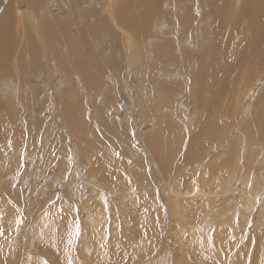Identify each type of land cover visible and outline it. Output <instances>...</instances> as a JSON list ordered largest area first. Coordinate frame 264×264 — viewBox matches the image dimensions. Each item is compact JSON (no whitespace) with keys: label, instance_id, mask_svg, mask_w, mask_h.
Instances as JSON below:
<instances>
[{"label":"rangeland","instance_id":"obj_1","mask_svg":"<svg viewBox=\"0 0 264 264\" xmlns=\"http://www.w3.org/2000/svg\"><path fill=\"white\" fill-rule=\"evenodd\" d=\"M77 1L39 0L33 9L0 0V16L15 2L18 21L12 46L0 35V264H264V135H255L264 131V58L228 67L219 85L220 52L237 33L216 23L217 0L182 2L183 10L158 1L136 34L117 22L113 0H88L84 9L98 8L99 18L81 11L78 22ZM224 1L232 13L241 3ZM53 21L62 28L54 32ZM102 22L119 33L115 54L108 35L77 32L90 25L98 33ZM159 141L174 161L151 151Z\"/></svg>","mask_w":264,"mask_h":264},{"label":"bare ground","instance_id":"obj_2","mask_svg":"<svg viewBox=\"0 0 264 264\" xmlns=\"http://www.w3.org/2000/svg\"><path fill=\"white\" fill-rule=\"evenodd\" d=\"M16 2H17V4L19 3V0H15ZM87 1L88 0H78L75 4H72L76 9H77V12L75 13V15H77V22L78 21H80V17H82V14H81V11H83V12H85V13H87L88 15H90V16H98V18H99V11L100 10H98V8H97V10L96 9H84L85 8V6H86V3H87ZM94 1V0H93ZM102 1V0H101ZM107 1V0H106ZM158 1H162V0H113V2H115L116 4H115V11L116 12H114V14L116 15V16H119V18L117 19V22L118 23H121V25H123V28H125V29H127L129 32H134L135 34H136V32H138V27H139V24L141 23V21H144V20H150V19H152L154 16H156V14H155V7L157 6V5H155ZM165 1H168V2H166L168 5H170V4H174L175 6H176V4H179V6L178 7H180V8H182V6H183V4L184 3H182V2H185V3H187V2H192V0H165ZM204 1H209V0H198V5H199V3H202V2H204ZM211 1H213V0H211ZM236 1V0H235ZM249 1H250V3H249ZM26 4L30 7V8H33V9H35L34 7H36L37 5H39V0H26ZM109 2H111V1H109ZM171 2V3H170ZM196 2V1H195ZM233 2V1H232ZM238 2V1H237ZM241 3L239 4L240 5V7L238 8V10H236V8H235V11H234V13H232V11H231V8L232 7H226V2L224 1V0H217V3H219V5L221 6L220 7V9H219V11H218V14L216 15V23H218L219 24V27H223L222 26V24L224 25V26H229V27H231V29L233 30V32H230V33H232V34H234V32H236L237 34V36H233V35H231V34H229L228 35V39H232V43H227V48H225V50L226 51H228V54H226L227 52H225V51H222V52H220L221 53V55H223V57H220L219 59H220V61H222L223 63H222V65H220L219 67V71H218V75L220 76V80H219V85H220V83L222 84V82L224 81V80H226V77H225V72H226V69L228 68V67H230V66H232L235 70H237V69H239V67H243V65L247 62V60H249V59H254L255 61H256V63H259V61L262 59V58H264V0H241L240 1ZM52 3H53V1H52ZM51 3V4H52ZM69 3V2H68ZM103 3V2H102ZM163 3H165L164 1L162 2V4ZM176 3V4H175ZM181 3H182V5H181ZM211 2L209 1V4H210ZM239 3V2H238ZM21 4V3H20ZM42 4V3H41ZM97 4V3H96ZM105 4V3H104ZM103 4V6H106V5H104ZM162 4H161V6H162ZM211 4H213V3H211ZM230 4V3H229ZM24 5V4H23ZM22 5V6H23ZM187 5V4H186ZM185 5V6H186ZM190 5V4H189ZM201 5V4H200ZM203 5V4H202ZM206 5V4H205ZM204 5V6H205ZM238 5V6H239ZM108 6V5H107ZM137 6H144L145 7V9H144V11L142 12V14L141 15H136V14H134V12H135V9H136V7ZM161 6H159V7H161ZM174 6V7H175ZM191 7L193 6V5H190ZM196 6V5H195ZM214 6V5H213ZM212 6V7H213ZM229 6H232V5H229ZM21 7V6H20ZM138 7V8H139ZM184 7V6H183ZM200 7H202V6H200ZM236 7V6H235ZM37 8V7H36ZM69 8V7H68ZM108 8H111L110 6H108ZM113 8V7H112ZM167 8H169V7H167ZM160 9V8H159ZM165 9V8H164ZM184 9H185V7H184ZM187 9H188V7H187ZM203 9V8H202ZM207 9V8H206ZM210 9V8H209ZM38 10V9H37ZM108 10V9H107ZM166 10H168V9H166ZM166 10H165V13H166ZM170 10V9H169ZM182 10H183V8H182ZM193 10V9H192ZM192 10H191V13H192ZM29 11H32L31 9L29 10ZM47 11V10H46ZM69 11V10H68ZM106 11V10H105ZM158 11V10H157ZM164 11V10H163ZM176 11H179V10H177L176 9ZM181 11V10H180ZM185 11V10H184ZM188 11V10H187ZM159 13H160V11H158ZM169 12V11H168ZM173 12V11H172ZM204 12V11H203ZM203 12H201V13H203ZM122 13H127L128 15H129V18H130V21L129 22H126L127 20H123L122 18H121V15H122ZM157 13V12H156ZM185 13H188V12H185ZM190 13V14H191ZM204 13H208V12H204ZM73 14V13H72ZM110 14H111V12H110ZM162 14H163V12H162ZM175 14H177V12L175 13ZM189 14V15H190ZM193 14H195V13H193ZM214 14V13H213ZM16 15H17V5H16V3L15 2H13V4L11 5V4H8V6L5 8V10H4V13L0 16V35L4 38V41L5 40H7L6 41V43H7V46H8V48L10 47V46H12L11 45V43L13 44V42H12V39L14 38V36H15V32H16V30H15V25H16V23L18 24V21H17V17H16ZM124 15V14H123ZM164 15V14H163ZM167 14H165V16H166ZM173 15H174V13H173ZM182 15V14H181ZM192 15V14H191ZM208 15H209V13H208ZM73 16V15H72ZM108 16H109V14H108ZM197 16V15H196ZM66 17V16H65ZM69 17V16H68ZM76 17V16H75ZM107 17V16H106ZM160 16H158V18H159ZM177 18L178 17H180V16H176ZM201 17H203L202 15H201ZM208 17H210V16H208ZM19 18V17H18ZM72 18H74V17H72ZM97 18V19H98ZM115 18V17H114ZM158 18H156L157 19V22H158ZM164 18V17H163ZM162 18V19H163ZM166 18V17H165ZM164 18V19H165ZM192 18H193V15H192ZM214 18V17H213ZM212 18V19H213ZM57 19V18H56ZM160 19V18H159ZM173 19H174V16H173ZM179 19H181V18H179ZM184 19H186V21L188 20L189 22L191 21L190 20V18L189 17H186V18H184ZM215 19V18H214ZM116 20V19H115ZM169 20H170V18H169ZM196 20H197V18H196ZM203 20V19H202ZM205 20V19H204ZM73 21V19L71 20V22ZM113 21H114V19H113ZM113 21H112V23H113ZM162 21L163 20H160L159 22H161L162 23ZM198 21V20H197ZM21 22V21H20ZM65 22V21H64ZM66 22H68V21H66ZM111 22V21H110ZM152 22H153V20H152ZM151 22V25L153 24ZM167 22H168V20H167ZM193 22V21H192ZM191 22V23H192ZM200 22V21H199ZM214 22V21H213ZM50 23V22H49ZM53 23H54V25L55 26H51V28H52V30L55 32V30L57 29V30H60L59 28H62V26L61 25H58V23H57V21H53ZM104 23H106L107 24V22H102L101 23V28H100V30H99V32L98 33H96L95 32V28H93V27H90V25H89V27H84L83 28V30H79V29H77V32L80 34V35H83L84 37H87L88 38V34H91V35H93L92 37H93V39L94 38H99V37H101V35L102 34H105V36H109V40H110V42L113 44V45H111V46H114V48H113V53L115 54L117 51H118V45H117V42L119 41V40H117L116 41V34L118 33H116V32H114L115 34H112L111 33V30L110 29H107L106 27H104L103 25H104ZM147 23V22H146ZM177 23V22H176ZM176 23H175V25H176ZM179 23H180V21H179ZM212 22H210V24H211ZM44 24V23H43ZM72 24V23H71ZM117 24V23H116ZM181 24V23H180ZM190 24V23H189ZM215 24V23H214ZM217 24V25H218ZM87 25V24H86ZM201 25V24H200ZM205 25H208L207 23L205 24ZM212 25V24H211ZM70 26V25H69ZM92 26V25H91ZM110 26H112V25H110ZM165 26H166V24H165ZM172 26H174V25H172ZM177 26V25H176ZM180 26V25H179ZM210 26V25H209ZM73 27V26H72ZM118 27H120V29H123L121 26H118ZM141 27V26H140ZM146 27V26H145ZM199 27V26H198ZM204 27V26H203ZM218 27V26H217ZM114 28H116V27H114L113 26V29ZM165 28V27H164ZM179 28H181V26L179 27ZM213 28V27H212ZM215 28V27H214ZM226 28V27H225ZM148 29H150V28H148ZM169 28H167V30H168ZM176 29V28H175ZM175 29H172L173 31L175 30ZM204 29V28H203ZM47 30V29H46ZM170 30V29H169ZM168 30V31H169ZM178 30V29H177ZM183 30V29H182ZM197 30H199V29H197ZM219 30V29H218ZM222 30V29H221ZM23 31V30H22ZM116 31V30H115ZM119 31V30H118ZM122 32L124 31V30H121ZM150 31V30H149ZM164 31V30H163ZM189 31H190V29H189ZM206 31H208V30H206ZM227 31V30H226ZM21 32V31H20ZM132 32V33H133ZM162 32V31H161ZM223 32V31H222ZM225 32V31H224ZM124 33V32H123ZM133 33V34H134ZM148 33V32H147ZM151 33V32H150ZM173 33V32H172ZM191 33V32H190ZM192 33H194V32H192ZM226 33H228V32H226ZM20 34V33H19ZM18 34V35H19ZM119 34V33H118ZM156 33L154 32V34L153 35H155ZM171 34V33H170ZM174 34H176V32H174ZM148 35V34H147ZM160 35H162V34H160ZM192 35V34H191ZM225 35V34H224ZM120 36V35H119ZM126 36V35H125ZM141 36V35H140ZM171 36V38H173L172 37V35H170ZM169 36V37H170ZM176 36V35H175ZM174 36V37H175ZM188 36V35H187ZM238 36H240V41H239V43L237 44L236 43V45H235V42L234 41H236V40H233V39H236V38H238ZM81 37V36H80ZM83 37V38H84ZM118 37V36H117ZM150 37V36H149ZM161 38L163 37V36H160ZM165 37V36H164ZM167 37V36H166ZM218 37V36H217ZM19 38V37H18ZM82 38V37H81ZM128 39H125L124 41H125V47H128V48H130L131 46H133V45H131V37H127ZM147 38V37H146ZM156 38V37H155ZM208 38H209V36H208ZM225 38V37H224ZM100 39V38H99ZM98 39V40H99ZM101 39H102V37H101ZM106 39V38H105ZM119 39V38H118ZM148 39H150V38H148ZM147 39V40H148ZM157 39V38H156ZM175 39V38H174ZM193 39V38H192ZM195 39V38H194ZM202 39V38H201ZM204 39V38H203ZM220 39V38H219ZM226 39V38H225ZM123 40V39H122ZM121 40V41H122ZM138 40V39H137ZM199 40V39H198ZM102 41V40H101ZM150 41H151V39H150ZM195 41V40H194ZM209 41H211V38L209 39ZM222 41V40H221ZM238 41V40H237ZM249 41H251V42H249ZM16 42V41H15ZM81 42V41H80ZM97 42V41H96ZM109 42V43H110ZM205 42H207L208 43V41H207V39L205 40ZM204 42V43H205ZM122 43V42H121ZM173 43V42H172ZM199 43H201V42H199ZM217 43H219V42H217ZM19 44V43H18ZM21 44H22V42H21ZM76 44V43H75ZM102 44V43H101ZM137 44V43H136ZM212 44V43H211ZM221 44H223V43H221ZM74 45V44H73ZM103 45V44H102ZM192 45V44H191ZM201 45V44H200ZM220 45V44H219ZM18 46V45H17ZM28 46V45H27ZM82 46H83V44H82ZM88 46H89V44H88ZM203 46V45H202ZM209 46V45H208ZM104 47V46H103ZM124 47V46H123ZM135 47V46H134ZM154 47V46H153ZM156 47V46H155ZM154 47V48H155ZM211 47L213 48V44L211 45ZM210 47V48H211ZM218 47V46H217ZM221 47V46H220ZM225 47V46H224ZM7 48V47H6ZM26 48V47H25ZM193 48V47H192ZM197 48V47H196ZM202 48V47H201ZM207 48V47H206ZM121 49V48H120ZM122 49H124V48H122ZM160 49V48H159ZM158 49V50H159ZM181 50H182V48H180ZM179 49V50H180ZM28 50V49H27ZM111 50V49H110ZM145 50V49H144ZM177 50V49H176ZM212 50V49H211ZM1 51H2V49H1ZM13 51V50H12ZM18 51V50H17ZM156 51V50H155ZM160 51V50H159ZM163 51V50H162ZM167 51V50H166ZM187 51H189V49L187 50ZM217 51H219V50H217ZM19 52L20 53H23L21 50H19ZM18 52V53H19ZM30 52V51H29ZM74 52H76V51H74ZM107 52V51H106ZM109 52V51H108ZM108 52H107V54H108ZM165 52V51H164ZM163 52V53H164ZM173 52V51H172ZM184 52V51H183ZM192 52V51H191ZM205 52V51H204ZM214 52L216 53V51H215V49H214ZM70 53V52H69ZM103 53V52H102ZM134 53V52H133ZM140 53V52H139ZM196 53V52H195ZM92 54V53H91ZM90 54V55H91ZM128 54V53H127ZM182 54V53H181ZM188 54V53H187ZM29 55V54H28ZM95 55V54H94ZM149 55V54H148ZM169 55H171V54H169ZM168 55V56H169ZM179 55V54H178ZM186 55V54H185ZM195 55H197V54H195ZM215 55V54H214ZM214 55H213V57H214ZM220 55V56H221ZM233 55V56H232ZM1 56H2V58L4 59L3 61H5V54H4V52H2L1 53ZM15 56V55H14ZM23 56V55H22ZM67 56H68V54H67ZM129 56V55H128ZM144 56V55H143ZM188 56V55H187ZM201 56H202V58H203V60L204 61H207V58H209L208 57V53H204V54H201ZM224 56H227V57H224ZM17 58H18V56H16ZM30 57H31V55H30ZM36 57V56H35ZM119 57V56H118ZM136 57V56H135ZM140 57V56H139ZM189 57V56H188ZM199 57V56H198ZM212 57V58H213ZM219 57V56H218ZM16 58V59H17ZM79 58V57H78ZM93 58V57H92ZM119 58H121V56L119 57ZM132 58V57H131ZM144 58H146V57H144ZM148 58V57H147ZM146 58V59H147ZM155 58V57H154ZM199 58H201V57H199ZM118 58L116 57V60H117ZM124 59H126V58H124ZM127 59H129V58H127ZM169 59V58H168ZM186 59V58H185ZM194 59H195V57H194ZM20 60H22L21 58H20ZM78 60V59H77ZM82 60H83V58H82ZM82 60H80V61H82ZM86 60V59H85ZM84 60V61H85ZM90 60V59H89ZM113 61L112 63H109L108 61V63L110 64V66L112 65V67L114 68V69H118V68H121L122 66L121 65H119L118 66V63H117V61ZM132 60V59H131ZM175 60V59H174ZM178 60V59H177ZM184 60V59H183ZM190 60V59H189ZM214 61L216 60V59H213ZM14 61V60H13ZM83 61V62H84ZM87 61V60H86ZM93 61V60H92ZM148 61H150V60H148ZM161 61V60H160ZM191 61V60H190ZM193 61V60H192ZM191 61V62H192ZM94 62V61H93ZM137 62L138 61H136V64H137ZM169 62H171V61H169ZM178 62H181V61H178ZM177 62V63H178ZM184 62V61H183ZM186 62V61H185ZM184 62V63H185ZM208 62V61H207ZM89 63V62H88ZM94 63H96V62H94ZM131 63V62H130ZM135 63V62H134ZM142 63H143V61H142ZM182 63V62H181ZM190 63V62H189ZM196 63V62H195ZM198 63V62H197ZM219 63V62H218ZM20 64V63H19ZM38 64V63H37ZM135 64V65H136ZM178 64H180V63H178ZM183 64V63H182ZM186 64V63H185ZM221 64V63H220ZM249 64V63H248ZM260 64V63H259ZM23 65V64H22ZM34 65V64H33ZM82 65H84V64H82ZM91 65V64H90ZM115 65H117L118 66V68L117 67H115ZM124 65V64H123ZM153 65V64H152ZM175 65V64H174ZM198 65V64H197ZM207 65V64H206ZM219 65V64H218ZM5 65H4V63L3 64H1V67H4ZM94 66V65H93ZM109 66V67H110ZM121 66V67H120ZM183 66V65H182ZM192 67H193V65H191ZM216 66V65H215ZM0 67V68H1ZM21 67V66H20ZM23 67V66H22ZM39 67V66H38ZM106 67V66H105ZM184 67H185V65H184ZM208 67H209V64H208ZM232 67H230V69H233ZM13 68V67H12ZM30 68V67H29ZM34 68V67H33ZM93 68V67H92ZM112 68V69H113ZM150 68V67H149ZM182 68V67H181ZM199 68H202V65L199 67ZM216 68V67H215ZM245 68V67H244ZM243 68V69H244ZM9 70V68L8 67H5V70ZM25 69H27V68H25ZM36 69H37V67H36ZM48 69V68H47ZM151 69V68H150ZM184 69V68H183ZM242 69V68H241ZM30 70V69H29ZM92 70V69H91ZM106 70V69H105ZM14 71V70H13ZM133 71V70H132ZM186 71V70H185ZM193 71V70H192ZM196 72L198 71L197 69L195 70ZM15 72V71H14ZM30 72V71H29ZM107 72V71H106ZM116 72V71H115ZM118 72H119V70H118ZM118 72H116L117 74H118ZM232 72V71H231ZM236 72V71H235ZM50 73V72H49ZM102 73V72H101ZM185 73V72H184ZM195 73V72H194ZM200 73V72H199ZM198 73V74H199ZM214 73V72H213ZM242 73V72H241ZM2 74V73H1ZM51 74V73H50ZM54 74V73H53ZM58 74V73H57ZM87 74V73H86ZM104 74V73H103ZM180 74H182V73H180ZM179 74V75H180ZM192 74H193V72H192ZM230 74V73H229ZM231 74H233V73H231ZM63 75H64V73H63ZM62 75V76H63ZM114 75V74H113ZM169 74H167V76H168ZM202 75H204V74H202ZM201 75V76H202ZM207 75V74H206ZM212 75V74H211ZM216 75V74H215ZM217 75V76H218ZM238 75V74H237ZM0 76H2V75H0ZM3 76H4V74H3ZM61 76V75H60ZM85 76V75H84ZM102 76V75H101ZM117 77L119 76V75H116ZM176 76H178V75H176ZM198 76V75H197ZM200 76V77H201ZM231 76V75H230ZM229 76V77H230ZM28 77V76H27ZM30 77V76H29ZM41 77V76H40ZM64 77V76H63ZM63 77H62V79H63ZM82 77V76H81ZM105 77V76H104ZM103 77V78H104ZM131 77V76H130ZM185 77V76H184ZM188 77V76H187ZM194 77V76H193ZM192 77V78H193ZM204 77H205V75H204ZM216 77V76H215ZM236 77V76H235ZM47 78V77H46ZM61 78V77H60ZM120 78V77H119ZM119 78H118V80H119ZM153 78V77H152ZM165 78V77H164ZM213 78V77H212ZM67 79V78H66ZM168 79V78H167ZM199 79V78H198ZM205 79H207V78H205ZM218 79V78H217ZM217 79H216V81H217ZM230 79V78H229ZM233 79V78H232ZM75 80V79H74ZM96 80V79H95ZM118 80H116V81H118ZM188 80V79H187ZM196 80H197V78H196ZM243 80V79H242ZM8 81V80H7ZM66 81V80H65ZM121 81V80H120ZM141 82H142V80H140ZM161 81V80H160ZM182 81V79L180 80V82ZM185 80H183V82H184ZM213 81H215V80H213ZM232 81V80H231ZM258 81V80H257ZM111 82V81H110ZM137 82V81H136ZM166 82V81H165ZM168 82V81H167ZM173 82H175V81H173ZM173 82H171V83H173ZM180 82H179V84H180ZM188 82V85L190 84V82L189 81H187ZM198 82V81H197ZM203 82V81H202ZM225 82V81H224ZM259 82V81H258ZM38 83V82H37ZM170 83V84H171ZM182 83V82H181ZM10 84V83H9ZM116 84V83H115ZM120 84V83H119ZM6 85V84H5ZM32 85V84H31ZM153 85H154V82H153ZM186 85V84H185ZM197 85V84H196ZM203 85V84H202ZM223 85H225V84H223ZM3 86V85H2ZM155 86V85H154ZM176 87H177V80H176V85H175ZM179 86V85H178ZM206 86V85H205ZM8 87V86H7ZM38 87V86H37ZM167 87V86H166ZM166 87H164V88H166ZM175 87V89L177 90V88ZM203 87V86H202ZM255 87H256V85H255ZM155 88V87H154ZM180 88V87H179ZM196 88V87H195ZM201 88V87H200ZM151 89V88H150ZM188 89H190V87L188 88ZM204 89V88H203ZM205 89H207V88H205ZM241 89V88H240ZM254 89V88H253ZM48 90V89H47ZM156 90V89H155ZM164 90V89H163ZM175 90V91H176ZM223 90V89H222ZM226 90H228V88L226 89ZM258 90V89H257ZM8 91V90H7ZM126 91V90H125ZM164 91H166V89L164 90ZM167 91H169L168 89H167ZM173 90H171V92H172ZM194 91V90H193ZM209 91V90H208ZM244 91V90H243ZM256 91V90H255ZM200 92V91H199ZM207 92V91H206ZM225 92V91H224ZM252 91H250V93H251ZM73 93V92H72ZM90 93V92H89ZM162 93V92H161ZM175 93V92H174ZM205 93V92H204ZM203 93V94H204ZM208 93V92H207ZM220 93H221V91H220ZM255 93V92H254ZM5 94H7V93H5ZM165 94V93H164ZM163 93L162 94H160L161 96L162 95H164ZM169 94V93H168ZM201 94V93H200ZM217 94V93H216ZM246 94V93H245ZM262 94V93H261ZM21 95V94H20ZM159 95V94H158ZM192 95V94H191ZM190 95V96H191ZM224 95V94H223ZM247 95V94H246ZM254 95H256V94H254ZM67 96H68V93H67ZM194 96V95H193ZM213 96V95H212ZM245 96V95H244ZM3 97V96H2ZM7 97H10V96H7ZM158 97H160V96H158ZM214 97V96H213ZM163 98V97H162ZM6 99V98H5ZM124 99V98H123ZM195 99V98H194ZM200 99H201V97H200ZM199 99V100H200ZM206 99V98H205ZM210 99V98H209ZM217 99V98H216ZM222 99H223V97H222ZM18 100V99H17ZM103 100V99H102ZM202 100V99H201ZM214 100V99H213ZM218 100V99H217ZM261 100V99H260ZM263 100V99H262ZM158 101V100H157ZM208 101V100H207ZM211 101V100H210ZM219 101H220V99H219ZM257 101V100H256ZM264 101V100H263ZM2 102V101H1ZM193 102H195V100H193ZM201 102V101H200ZM203 102V101H202ZM209 102V101H208ZM208 102H206L207 104H208ZM257 102H259V101H257ZM213 103V102H212ZM2 104V103H1ZM46 104V103H45ZM170 104V103H169ZM181 104V103H180ZM198 104V103H197ZM196 104V105H197ZM200 104V103H199ZM203 104V103H202ZM207 104H205V105H207ZM246 104V103H245ZM262 104V103H261ZM201 105V104H200ZM244 105V104H243ZM250 105V104H249ZM259 105V104H258ZM36 106V105H35ZM71 106H73V105H71ZM138 106V105H137ZM143 106V105H142ZM198 106V105H197ZM213 106V105H212ZM205 107V106H204ZM203 107V108H204ZM208 107V106H207ZM258 107V106H257ZM264 107V106H263ZM6 108V107H5ZM31 108V107H30ZM30 108L28 109H26L27 111H31L30 110ZM36 108V107H35ZM68 108V107H67ZM169 108V107H168ZM209 108V107H208ZM215 108V107H214ZM217 108V107H216ZM243 108H244V106H243ZM256 108V107H255ZM254 109V108H253ZM2 110V109H1ZM200 110H203V109H200ZM209 110V109H208ZM207 110V111H208ZM260 110V109H259ZM5 111V110H4ZM197 111V110H196ZM195 111V112H196ZM211 111H213V110H211ZM32 112V111H31ZM171 112V111H170ZM174 112H175V110H174ZM146 113V112H145ZM180 113V112H179ZM201 112H199V114H200ZM205 113V112H204ZM210 113V112H209ZM169 114V113H168ZM181 114V113H180ZM14 114H12V116H13ZM173 115V114H172ZM6 116V115H5ZM171 116V115H170ZM180 116V115H179ZM183 116V115H182ZM200 116V115H199ZM213 116V115H212ZM143 117V116H142ZM144 117H145V115H144ZM205 117H207V116H205ZM211 117V116H210ZM14 118V117H13ZM182 118V117H181ZM162 119V118H161ZM172 119V118H171ZM204 119V118H203ZM213 119V118H212ZM244 119V118H243ZM135 120V119H134ZM146 120V119H145ZM144 120V121H145ZM215 120V119H214ZM137 121H139V120H137ZM137 121H136V123H137ZM147 121H149V120H147ZM147 121H145V123L147 122ZM164 121V120H163ZM243 121V120H242ZM135 123V124H136ZM151 123V122H150ZM162 123V122H161ZM176 123V122H175ZM174 123V124H175ZM243 123V122H242ZM106 124H110V123H106ZM153 124V123H152ZM244 124V123H243ZM1 125V124H0ZM138 125V124H137ZM163 125H164V122H163ZM169 126H170V124H168ZM212 125V124H211ZM259 125V124H258ZM111 126H113L112 124H111ZM174 126V125H173ZM175 126H177V125H175ZM185 127V126H184ZM155 129V128H154ZM216 129V128H215ZM239 129V128H238ZM241 129H242V126H241ZM244 129V128H243ZM247 129V128H246ZM245 129V130H246ZM166 130H167V128H166ZM178 130V129H177ZM264 130V129H263ZM151 131V130H150ZM155 131V130H154ZM186 131V130H185ZM210 131V130H209ZM235 131V130H234ZM243 132H244V130H242ZM259 131H261L260 129H259ZM240 132V131H239ZM247 132V131H246ZM257 132V131H256ZM264 131H261L259 134H255V135H257L256 137H259V138H261V137H263V135H264V133H263ZM157 133H158V135H159V133H160V129H159V127L157 128ZM167 133H168V130H167ZM180 133V132H179ZM232 133V132H231ZM258 133V132H257ZM243 134V133H242ZM241 134V135H242ZM191 135V134H190ZM236 135V134H235ZM240 135V134H239ZM245 135V134H244ZM85 136V135H84ZM186 136V135H185ZM247 136V135H246ZM1 137H3V135H1ZM81 137V136H80ZM171 137V136H170ZM252 137V136H251ZM145 138V137H144ZM165 138H167V137H165ZM241 138V137H240ZM247 138V137H246ZM248 138L249 139H251L249 136H248ZM86 139V138H85ZM150 140V136H147L146 138H145V141L147 142V140ZM168 139H169V137H168ZM167 139V140H168ZM171 139V138H170ZM174 139V138H173ZM234 139V138H233ZM242 139H244L243 137H242ZM144 140V139H143ZM201 140V139H200ZM145 141H143L144 143H145ZM232 141V140H231ZM257 141V140H256ZM255 141V142H256ZM142 142V143H143ZM162 142V141H161ZM165 142V141H164ZM167 142V141H166ZM198 142H199V140H198ZM245 143V142H244ZM140 144V143H139ZM172 144V143H171ZM188 144V143H187ZM241 144H242V142H241ZM263 144V143H262ZM143 145V144H142ZM146 145H148V144H146ZM173 145V144H172ZM253 145H255V144H253ZM148 146H150V145H148ZM200 146V145H199ZM218 146V145H217ZM216 146V147H217ZM147 147V146H146ZM169 147V146H168ZM254 147V146H253ZM183 148V147H182ZM218 148V147H217ZM259 148H260V146H259ZM146 149V148H145ZM149 149V148H148ZM175 149V148H174ZM177 149V148H176ZM245 149V148H244ZM261 149V148H260ZM259 149V150H260ZM154 150V152H155V154L159 157V159H160V161H169V160H171L170 158V151H169V149H167V144H165V143H160V141H159V146H158V148H156V149H152L151 151H153ZM180 150V149H179ZM256 150V149H255ZM150 151V150H149ZM148 152V151H147ZM243 152V151H242ZM247 152V151H246ZM250 152V151H249ZM248 152V153H249ZM253 152H255L254 150H253ZM264 152V151H263ZM172 153H173V151H172ZM177 153V152H176ZM183 153V152H182ZM244 154H245V152H244ZM258 154H259V152H258ZM263 154V153H262ZM153 155V154H152ZM180 155V154H179ZM250 155V154H249ZM264 155V154H263ZM242 156V155H241ZM262 156V155H261ZM170 157V158H169ZM255 157H256V155H255ZM263 157V156H262ZM155 158V157H154ZM242 158V157H241ZM244 158V157H243ZM242 158V159H243ZM254 158V157H253ZM151 159H153L152 158V156H151ZM156 159V158H155ZM176 159V158H175ZM244 160V159H243ZM249 160V159H248ZM168 161H167V163H168ZM171 161H174V160H171ZM241 161V160H240ZM247 161V160H246ZM159 162V161H158ZM244 162V161H243ZM198 163V162H197ZM158 164H160V163H158ZM246 164V163H245ZM201 165V164H200ZM210 165V164H209ZM242 165V164H241ZM203 166H204V164H203ZM208 166V165H207ZM216 166V165H215ZM239 166V165H238ZM174 167H175V165H174ZM178 167V166H177ZM205 167V166H204ZM209 167V166H208ZM160 168V167H159ZM158 168V169H159ZM191 168V167H190ZM259 167H257V169H258ZM177 169H179V167L177 168ZM181 169H182V167H181ZM184 169V168H183ZM252 169V168H251ZM175 170V169H174ZM206 170V169H205ZM241 170H242V168H241ZM255 170H256V168H255ZM162 171V170H161ZM173 172V171H172ZM213 172V171H212ZM247 172V171H246ZM252 172V170L250 171V173ZM261 172V171H260ZM180 173V172H179ZM206 173V172H205ZM226 173V172H225ZM242 173H244V172H242ZM162 174H163V172H162ZM167 174V173H166ZM180 174H182V173H180ZM226 174H229V173H226ZM163 175H165V174H163ZM170 175V174H169ZM172 175V174H171ZM248 175H250V174H248ZM247 175V176H248ZM252 175H253V177H256V176H254V171H253V173H252ZM251 175V176H252ZM255 175H256V173H255ZM173 176H174V174H173ZM199 176V175H198ZM226 176H229V175H226ZM231 176V175H230ZM243 176V175H242ZM242 176H241V178H242ZM170 177V176H169ZM168 177V178H169ZM240 177V176H239ZM201 178V177H200ZM246 178V177H245ZM250 178V177H249ZM80 179V178H79ZM243 179V178H242ZM246 179H248V178H246ZM169 180H170V178H169ZM252 180V179H251ZM254 180V179H253ZM250 181V180H249ZM255 181V180H254ZM143 182V181H142ZM203 182V181H202ZM204 183H206L205 181L203 182V184ZM241 183H244L245 184V182H241ZM248 183V182H247ZM246 183V184H247ZM144 186V185H143ZM146 186V185H145ZM147 187V186H146ZM245 187V186H244ZM148 189V188H147ZM252 192V191H251ZM226 193V192H225ZM172 194V193H171ZM170 194V195H171ZM194 194V193H193ZM166 195V194H165ZM177 195V194H176ZM193 196V195H192ZM175 197V196H174ZM170 198V197H169ZM175 199V198H174ZM175 201V200H174ZM177 201V200H176ZM172 202V201H171ZM170 202V203H171ZM184 202V201H183ZM188 202V201H187ZM169 203V204H170ZM264 204V203H263ZM262 205V204H261ZM173 207V206H172ZM171 207V208H172ZM261 209V208H260ZM183 210V209H182ZM36 213V212H35ZM46 213V212H45ZM173 213H174V211H173ZM176 215V214H175ZM173 216V215H172ZM182 216H184V215H182ZM62 217V216H61ZM66 217V216H65ZM180 217V216H179ZM57 218V217H56ZM172 218V217H171ZM184 218V217H183ZM60 219V218H59ZM63 219V218H62ZM171 220V219H170ZM178 220V219H177ZM180 220V219H179ZM51 221H52V219H51ZM56 222L57 221H59L58 219L57 220H55ZM54 221V222H55ZM66 221V220H65ZM68 221V220H67ZM59 222H62V221H59ZM58 222V223H59ZM63 223V222H62ZM62 223H61V225H62ZM171 224V223H170ZM153 225V224H152ZM57 226V225H56ZM59 226H60V223H59ZM65 226H66V224H65ZM180 227V226H179ZM57 228H59V227H57ZM188 229V228H187ZM59 230V229H58ZM63 229H61L60 231H62ZM180 232V231H179ZM191 232V231H190ZM90 233V232H89ZM63 235H65V233L63 234ZM62 235V236H63ZM184 235H185V232H184ZM183 235V236H184ZM188 235H189V233H188ZM62 236H60V237H62ZM125 237H126V235H124ZM129 236V235H128ZM59 237V236H58ZM182 237V236H181ZM63 238H64V236H63ZM96 238H98V237H96ZM129 239H130V237H128ZM91 239V238H90ZM171 239V238H170ZM182 239V238H181ZM254 239H256V238H254ZM188 240V239H187ZM191 240V239H190ZM99 241H101V240H99ZM184 240H182V242H183ZM193 241V240H192ZM191 241V242H192ZM256 241H258V240H256ZM85 242V241H84ZM95 242V241H94ZM173 242H175L174 240H173ZM177 242H179V241H177ZM187 242V241H186ZM55 243V242H54ZM88 243L91 245V243L89 242V240H88ZM49 244V243H48ZM84 244V243H83ZM86 244V243H85ZM88 244V245H89ZM178 244V243H177ZM188 244V243H187ZM85 246H87V245H85ZM84 246V247H85ZM183 246V245H182ZM181 246V247H182ZM89 247V246H88ZM98 247V246H97ZM87 248V247H86ZM94 248V247H93ZM90 251V250H89ZM96 251H97V249H96ZM65 252V251H64ZM86 252V251H85ZM66 253H68V252H66ZM89 253V252H88ZM95 254V253H94ZM88 256H90V255H88ZM94 257V256H93ZM75 258V257H74ZM73 258V259H74ZM80 258H81V255H80ZM92 258V257H91ZM91 258H88V260L89 259H91ZM82 259V258H81ZM94 259V258H93ZM92 259V260H93ZM84 261H86L85 259H84ZM88 262V261H87ZM94 262V261H93ZM92 264H95V263H92Z\"/></svg>","mask_w":264,"mask_h":264}]
</instances>
